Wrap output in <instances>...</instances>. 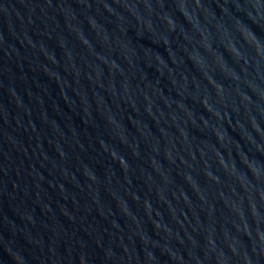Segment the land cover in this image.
Listing matches in <instances>:
<instances>
[{
    "label": "water",
    "instance_id": "95a60500",
    "mask_svg": "<svg viewBox=\"0 0 264 264\" xmlns=\"http://www.w3.org/2000/svg\"><path fill=\"white\" fill-rule=\"evenodd\" d=\"M0 264H264V0H0Z\"/></svg>",
    "mask_w": 264,
    "mask_h": 264
}]
</instances>
